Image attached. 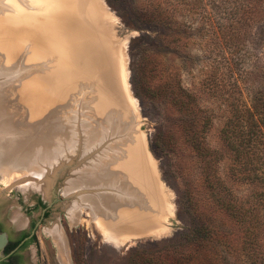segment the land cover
<instances>
[{
    "label": "water",
    "instance_id": "obj_1",
    "mask_svg": "<svg viewBox=\"0 0 264 264\" xmlns=\"http://www.w3.org/2000/svg\"><path fill=\"white\" fill-rule=\"evenodd\" d=\"M102 0H0V218L28 229V264H63V229L163 238L173 220L127 83L128 43ZM6 237L0 234V258Z\"/></svg>",
    "mask_w": 264,
    "mask_h": 264
},
{
    "label": "rangeland",
    "instance_id": "obj_2",
    "mask_svg": "<svg viewBox=\"0 0 264 264\" xmlns=\"http://www.w3.org/2000/svg\"><path fill=\"white\" fill-rule=\"evenodd\" d=\"M152 1L102 0V5L137 35L128 43L127 83L174 226L163 238L116 246L91 222H70L61 229L69 264H157L167 255L189 258L188 264H264V187L236 178L220 134L233 111L264 92V0H181L182 24L174 31L140 19ZM178 84L192 98L196 138L203 137L212 153L223 150L216 182L207 183L200 156L178 128L183 107L169 96ZM158 85L169 90L166 99L153 98ZM260 149L262 167L264 146Z\"/></svg>",
    "mask_w": 264,
    "mask_h": 264
},
{
    "label": "trees",
    "instance_id": "obj_3",
    "mask_svg": "<svg viewBox=\"0 0 264 264\" xmlns=\"http://www.w3.org/2000/svg\"><path fill=\"white\" fill-rule=\"evenodd\" d=\"M174 1L176 3L169 2L168 0L152 1L153 4H150L149 12H145V14L140 13V19L151 24L160 25L165 29H171L172 31L180 29L182 23L179 20L180 17L177 10L182 3L180 2L181 0ZM151 87L152 85L150 84L146 85L147 90H150ZM155 90L159 91V93L153 95V98L162 97L166 99L165 94L169 91L167 87L158 85ZM185 93V90L179 84L169 92V96L173 98L176 104L183 107L181 109L183 113L179 115L178 128L182 135L191 140L188 142L190 151L200 156L201 172L207 175V183H209L208 180L216 182L215 175L219 169L217 162H219V157L223 150H214L212 153L206 146L203 137L196 138L199 129H197L198 126L195 123L194 116L191 115L193 108L189 106V102L192 98L189 96L190 99H188L189 97ZM257 94V92L254 93L249 106L244 105L231 113V121H228L221 128L220 134L223 138V147L226 150H224V154H228L235 163L234 172L236 178L247 181L253 186L264 187V162L260 163L262 166L260 167L259 160L257 159L258 153L262 152L260 147L264 146V92L260 93L259 97L256 96ZM260 140H263V142ZM243 165L245 168L251 165L252 167H256L257 170L261 169V171L253 170L252 174L250 172L244 173V170H242ZM203 237L198 236L201 241L206 240ZM189 260V258L184 260V257L167 255L162 262L157 264H188Z\"/></svg>",
    "mask_w": 264,
    "mask_h": 264
},
{
    "label": "flooded vegetation",
    "instance_id": "obj_4",
    "mask_svg": "<svg viewBox=\"0 0 264 264\" xmlns=\"http://www.w3.org/2000/svg\"><path fill=\"white\" fill-rule=\"evenodd\" d=\"M30 210L40 211L38 221L43 223L48 214V206L44 201L37 197ZM31 220L28 224V229L16 230L5 221V218H0V234L6 237V244L4 245L1 253L3 258H0V264H28L24 255V249L34 241V234L37 222Z\"/></svg>",
    "mask_w": 264,
    "mask_h": 264
},
{
    "label": "bare ground",
    "instance_id": "obj_5",
    "mask_svg": "<svg viewBox=\"0 0 264 264\" xmlns=\"http://www.w3.org/2000/svg\"><path fill=\"white\" fill-rule=\"evenodd\" d=\"M80 221L81 220H79V222ZM76 222H77V220H72L71 221V223H76ZM100 234H102V233L100 232ZM102 236H103V234H102ZM108 241L111 242V243H114L116 246H123V245H125L123 243H118V242H114V241H110V240H108ZM62 245H63V264H69L68 255H67V249H66V245H65V240L63 238V234H62Z\"/></svg>",
    "mask_w": 264,
    "mask_h": 264
}]
</instances>
